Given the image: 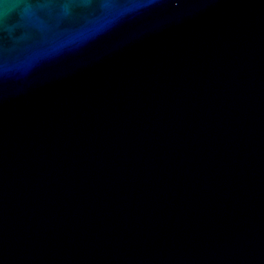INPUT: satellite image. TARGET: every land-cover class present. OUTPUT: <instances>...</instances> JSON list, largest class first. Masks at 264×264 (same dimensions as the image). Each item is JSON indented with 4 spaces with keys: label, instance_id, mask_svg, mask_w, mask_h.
Instances as JSON below:
<instances>
[{
    "label": "water",
    "instance_id": "95a60500",
    "mask_svg": "<svg viewBox=\"0 0 264 264\" xmlns=\"http://www.w3.org/2000/svg\"><path fill=\"white\" fill-rule=\"evenodd\" d=\"M0 264H264V0H0Z\"/></svg>",
    "mask_w": 264,
    "mask_h": 264
}]
</instances>
